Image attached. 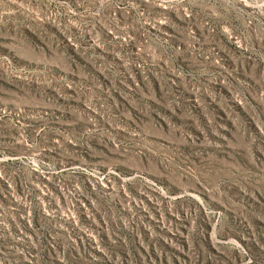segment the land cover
<instances>
[{"label":"rangeland","instance_id":"obj_1","mask_svg":"<svg viewBox=\"0 0 264 264\" xmlns=\"http://www.w3.org/2000/svg\"><path fill=\"white\" fill-rule=\"evenodd\" d=\"M0 264H264V0H0Z\"/></svg>","mask_w":264,"mask_h":264}]
</instances>
